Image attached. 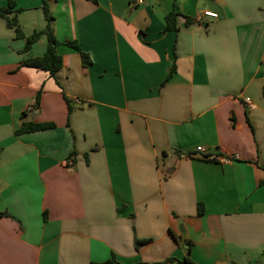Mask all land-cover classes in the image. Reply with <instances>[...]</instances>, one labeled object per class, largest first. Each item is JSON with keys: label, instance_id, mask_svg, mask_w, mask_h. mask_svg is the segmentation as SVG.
Segmentation results:
<instances>
[{"label": "crops", "instance_id": "1", "mask_svg": "<svg viewBox=\"0 0 264 264\" xmlns=\"http://www.w3.org/2000/svg\"><path fill=\"white\" fill-rule=\"evenodd\" d=\"M9 2L0 264H264V0ZM44 6L56 78L22 65L46 37L24 52L7 24L42 31ZM198 146L217 160L179 158Z\"/></svg>", "mask_w": 264, "mask_h": 264}, {"label": "trees", "instance_id": "2", "mask_svg": "<svg viewBox=\"0 0 264 264\" xmlns=\"http://www.w3.org/2000/svg\"><path fill=\"white\" fill-rule=\"evenodd\" d=\"M92 1L95 2V0H92ZM12 8H13V4L9 2L6 8L0 9V16L4 17L5 15L9 14ZM43 12H44L45 20H46L45 29L39 32H35L29 37H24L21 34L19 28L17 27V21L15 17H13L12 19H7V24L12 27L16 26L15 27L16 35L20 38H25L26 43L24 46V52L28 51L31 45L34 42H36L40 36L44 35L46 37L47 44H46V48H45L43 55L39 57L29 58L25 60L22 63V65L48 72L52 78H56V74L62 68L63 62H62L61 56L58 55L56 52V46H58V42L56 41L53 35V32H52V28H51L52 18L49 15V12L45 6L43 7ZM177 16H178L177 13L171 12L165 17L164 32L177 30L176 23H175ZM187 22L188 20H186V23ZM65 45L76 50L79 53L81 60H82V64L84 66L90 63V59L88 55L81 51L79 45L76 42H66ZM172 72H173V68H171L170 73L164 79L163 83H165L169 79ZM38 98H39V95H37L36 103L38 102ZM54 127L55 125L53 123H31V122L23 121L20 129L17 131V134H24V133H31V132H36V131H41V130H46V129H53ZM262 183H264V179L262 180ZM202 214H203V208H202V205H199L198 215H202ZM136 243H138V241H136ZM113 261L114 260H112V262ZM167 261L171 262L172 259H168Z\"/></svg>", "mask_w": 264, "mask_h": 264}, {"label": "built area", "instance_id": "3", "mask_svg": "<svg viewBox=\"0 0 264 264\" xmlns=\"http://www.w3.org/2000/svg\"><path fill=\"white\" fill-rule=\"evenodd\" d=\"M246 102H248V100H246ZM75 103L77 105H80V101L78 100H75ZM199 157L201 159H204V160H208V161H216L217 160V157L216 156H212V155H207L204 151V149L200 146L196 147L195 150L190 154V153H183V154H180L179 155V158L180 159H183V158H188V157ZM226 159L225 158H221V161H225Z\"/></svg>", "mask_w": 264, "mask_h": 264}]
</instances>
